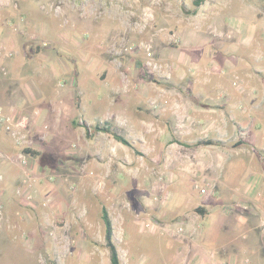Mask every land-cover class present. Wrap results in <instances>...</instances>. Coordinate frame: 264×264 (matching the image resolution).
<instances>
[{
  "label": "rangeland",
  "instance_id": "rangeland-1",
  "mask_svg": "<svg viewBox=\"0 0 264 264\" xmlns=\"http://www.w3.org/2000/svg\"><path fill=\"white\" fill-rule=\"evenodd\" d=\"M193 1L0 0V264H111L102 207L121 264H189L203 198L264 212V128L200 98L254 79L264 0Z\"/></svg>",
  "mask_w": 264,
  "mask_h": 264
},
{
  "label": "crops",
  "instance_id": "crops-1",
  "mask_svg": "<svg viewBox=\"0 0 264 264\" xmlns=\"http://www.w3.org/2000/svg\"><path fill=\"white\" fill-rule=\"evenodd\" d=\"M253 37L244 42L252 48L254 56L263 59L252 66L255 71L254 79L243 81L239 87L234 86L233 93L231 87L219 81L202 84L200 98L205 105L234 107V117L239 121L248 117L256 136L258 132L260 133L259 130L264 128L258 123L264 121V45L256 44ZM21 99L24 103V98ZM255 149L264 153V144ZM255 159L260 161L261 157L257 155ZM260 177L262 179L258 178L255 182L258 186L261 184L262 188L264 175ZM262 190L264 191V188ZM258 194L254 202L258 201L264 207V194L261 192ZM202 202L204 204L201 207L206 208L209 205L212 209L206 208L203 216L197 213L193 215L194 221L201 222L202 225L197 226L198 229L194 231L196 234L191 231L190 239L180 245V251L185 249V261L189 264H256V259L264 248V243L261 244L264 240V212H220L221 208L213 212L218 210L216 205L205 198ZM208 218L213 220L215 228L206 224ZM210 228L214 231L210 232Z\"/></svg>",
  "mask_w": 264,
  "mask_h": 264
},
{
  "label": "trees",
  "instance_id": "trees-1",
  "mask_svg": "<svg viewBox=\"0 0 264 264\" xmlns=\"http://www.w3.org/2000/svg\"><path fill=\"white\" fill-rule=\"evenodd\" d=\"M204 2H205V0H194L193 5L195 7H199ZM73 124L78 125V122L74 121ZM86 132H87V134L88 133L90 134L91 132L93 134H97V133L110 134L112 136V138L114 140H116L117 142L122 143L123 145L128 146L130 148H133L132 144L128 140H126L124 137H122L120 134H118L115 131L114 126L109 122L96 123L91 128L86 127ZM199 144L210 145V144H212V142H210V141L200 142ZM23 153L29 157H32V158H36L38 155V152L32 150L31 148L23 149ZM194 211H195V213H197L201 216H203L205 214V209L203 207H197V208H195ZM100 217H101V220H102L103 225H104V239H105V245L109 251L110 263L111 264H121L119 257H118L115 242H114V233H113L112 221H111L109 213L105 207L101 208Z\"/></svg>",
  "mask_w": 264,
  "mask_h": 264
},
{
  "label": "built area",
  "instance_id": "built-area-1",
  "mask_svg": "<svg viewBox=\"0 0 264 264\" xmlns=\"http://www.w3.org/2000/svg\"><path fill=\"white\" fill-rule=\"evenodd\" d=\"M0 123L3 125L4 129L7 132H12V129L21 126V123L18 120L16 121L14 117L3 115L1 109H0ZM142 228H144V230L150 231L153 227L150 225L149 222H146L144 225L142 224ZM182 230H183L182 227H177L178 233L182 232Z\"/></svg>",
  "mask_w": 264,
  "mask_h": 264
}]
</instances>
